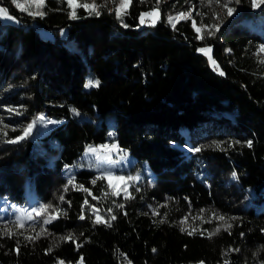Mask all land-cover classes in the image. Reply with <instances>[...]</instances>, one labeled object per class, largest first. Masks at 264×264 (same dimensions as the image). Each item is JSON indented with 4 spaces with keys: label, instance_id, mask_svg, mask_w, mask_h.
Returning a JSON list of instances; mask_svg holds the SVG:
<instances>
[{
    "label": "trees",
    "instance_id": "1",
    "mask_svg": "<svg viewBox=\"0 0 264 264\" xmlns=\"http://www.w3.org/2000/svg\"><path fill=\"white\" fill-rule=\"evenodd\" d=\"M0 2L19 17L0 18V110L16 109L0 123V198L34 217L27 234L0 233V264H264V5L230 0L229 17L216 0H159L153 25L139 15L156 0H131L119 19L104 2L74 19L67 0H44L43 15ZM178 12L189 16L173 28ZM40 115L53 123L6 142ZM107 139L141 166L131 198L81 163Z\"/></svg>",
    "mask_w": 264,
    "mask_h": 264
},
{
    "label": "rangeland",
    "instance_id": "2",
    "mask_svg": "<svg viewBox=\"0 0 264 264\" xmlns=\"http://www.w3.org/2000/svg\"><path fill=\"white\" fill-rule=\"evenodd\" d=\"M17 2L22 4V5H26L28 7V10L24 11V12L35 13L37 11H39V12L41 11L40 10L41 7L37 8L34 5H30L28 3V0H17ZM43 2H44V0H43ZM98 2H104V3L108 4L109 10H111V9H115L116 5H118V3H119V0H100V1H97V0H74V3H77V4H89V5L95 4L97 6L99 4ZM12 4L15 5L13 3V0H12ZM0 8L6 9L8 15L12 17V19L0 17L2 20L13 21V22L19 21L18 15L9 11L7 9V7L1 2H0ZM153 8L143 10L141 13L149 12ZM18 9H20V8H18ZM98 9H99V7H97V10ZM158 12H159V9H158ZM141 13H140V15H141ZM179 13H182V12L176 13V15H173V17L175 18L177 16V14H179ZM183 13H185V12H183ZM140 15H139L140 24H145V23L152 24L151 21L155 18V17H147L146 16V17H144V23H141ZM52 32H54V31H51V29L49 30V29H46L44 27L40 28V33H42L44 35H52L53 34ZM58 34L66 37V25L65 24H62L58 27ZM67 41H70L69 37H67ZM206 48L210 49L209 47H206ZM88 82H89V79H86L85 85ZM11 110H16V109L13 107H9V106L2 107V109L0 110V123H3L5 121V119H4L5 115L13 114V113H11ZM41 117H43V120L40 119ZM58 120L59 119L56 118L55 121H58ZM30 123L33 124V127L31 130H33V128L35 126L38 129L39 124H41L42 127H46V124H47L46 120L44 119V116H41V115L39 117H37L36 119L32 118L30 120L29 124ZM8 125L11 126V128L18 127V125L14 124V123H8ZM104 144H109V145L115 144V145H117V150H114V151L108 153L107 159H105L106 154L103 151L99 152L98 154L86 153V149L89 146L98 147V146L104 145ZM97 155H99L100 159H97ZM80 157H81V163H83L84 165L92 167L94 170L100 171L102 173L112 172L114 174V176H124V177L131 176V177L135 178L133 180L127 181V193L129 191L130 183L132 181H137L140 178L141 166H139V165L135 166L134 156L131 155L130 153L126 152V150L121 148L117 144V142H115L114 140L107 139L103 142L88 143L85 146ZM109 182L112 184L113 187L117 188L118 192L125 194V191L123 190L124 186H123L121 181H118V180L113 178ZM1 201H2V208L3 209L0 210V233H2V232L11 233V232H18V231L24 232L25 234L29 233L30 229L32 228L33 221H34L33 214L31 213V208H24V207L20 206L19 204L11 202L10 199L5 198V197L0 198V203H1ZM18 218H19V221H18ZM198 220L199 219H196L194 216L187 217V218L182 220L183 221L182 226L184 228H191V226H194V224L199 223Z\"/></svg>",
    "mask_w": 264,
    "mask_h": 264
},
{
    "label": "snow or ice",
    "instance_id": "3",
    "mask_svg": "<svg viewBox=\"0 0 264 264\" xmlns=\"http://www.w3.org/2000/svg\"><path fill=\"white\" fill-rule=\"evenodd\" d=\"M157 2V7H154L151 11L149 12H146V13H141L140 15V19H141V23H144V17H155L151 23L153 25H155L156 23V20L159 19V12H158V4H159V0H156ZM216 2L218 4H220V6L226 10V15L231 17L234 12L236 11L235 8L233 7H230L229 6V3H230V0H223V3H221V0H216ZM236 3H239L240 0H235ZM13 3L16 5V7L20 8L22 11H27L28 10V7L26 5H22L20 3L17 2V0H13ZM28 3L30 5H34L36 6L37 8L41 7L43 5V0H28ZM67 3L69 5L70 8L73 9L72 12L69 13V16L70 18H76L75 17V8L76 7H83L86 11H89L90 14L92 13H95L96 15H99V11H97V5L95 4H76L74 3V0H67ZM131 4V0H119V3L118 5H116L115 7V15L117 16V18L119 19L122 14L126 13L127 11V8L128 6ZM250 4H251V7L253 9H256L258 7H260L261 5H264V0H250ZM30 15H43V13L37 11L35 13H32V12H29ZM189 16V13H179L177 14V17L174 18L172 16H169L168 17V22L172 25L173 28H175V23H174V19L178 22L179 19H182V18H188ZM0 17H4V18H7V19H12L11 16L8 15L7 13V10L6 9H3V8H0ZM193 28L195 29V31L197 32V36H196V39H202L203 37L201 35H199L202 31V29L204 28H207L208 26H201V27H197L196 26V22L193 21V24H192ZM215 30H219V25H214L213 26ZM213 33L212 32H209L208 35H212ZM197 51L199 52H202L204 54H208V52L210 51V49L208 48H200V49H197ZM258 52L260 53H264V45H260L259 48H258ZM209 60L210 62L215 65V61L211 59V57H209ZM261 63H264V61H261ZM218 67V66H217ZM221 75H223V72L220 73ZM99 86V81H93V80H89V82L85 85V87H98ZM72 111L74 113H76V110L75 109H72ZM78 114V113H76ZM41 120H43V117L40 118ZM47 123L51 124L53 123L52 121H47ZM5 127H7V125H5ZM33 127V124H29L26 128L23 129V134L21 136H17L15 139H12V140H8L6 141L7 143H17L25 138H27V136H29L31 134V129ZM4 135H6V133H4ZM111 135V134H110ZM214 144L216 142H213ZM219 145L217 144V147ZM248 146L250 147L251 146V141L248 142ZM114 150H117V145L115 144H104V145H100L98 147H91L89 146L87 149H86V153H92V154H98L99 152L103 151L106 155H105V159L108 158L107 154L114 151ZM201 149L200 148H195V149H189V151H193V152H199ZM97 159H100L99 155H97ZM66 168L69 169L70 171V166H66ZM116 179L118 181H121L122 184H123V190L125 191V195H126V198H131L130 196H128L127 194V181L129 180H133L135 178L131 177V176H128V177H124V176H114V174L112 172H105L103 175L97 177V179H106V180H111V179ZM233 178H235V173L233 174ZM74 182V177H71L69 178L68 180V185H71L73 184ZM96 181L93 180L92 183H95ZM68 185H65V191L68 190ZM82 187V186H81ZM110 187H112V195H118L119 192L117 190L116 187H113L110 185ZM85 191H87V189H84ZM137 191H139V189L137 188L136 189ZM64 197L63 196H60V200H63ZM85 204H87V201H85ZM52 207L51 205H40L39 209L37 208H34L32 211L33 212H36L37 214H39L42 210H46L48 208ZM118 207H123V205H118ZM82 210H83V205H82ZM94 211H98V210H95ZM109 212H111L112 210L111 209H108ZM154 215H156L157 213L154 211L153 212ZM58 218L57 216H52L51 219H56ZM85 216L83 215V211H82V214L79 216V219H84ZM219 220H225V217L223 216H218L217 217ZM116 217L115 216H111L110 217V220H115ZM110 220L109 221H105L102 217H100L99 215L96 216V219L93 221V223H107L108 226H110ZM18 221H19V218H18ZM17 221V222H18ZM43 223L47 224V223H50V219H46L43 221ZM181 223H183V221H181ZM227 228H231V225H227L225 230H227ZM43 231V229H42ZM181 231H184V229L182 228ZM217 231H219V229H217ZM192 233L189 232V235H191ZM212 234H215V233H212ZM40 235L39 233L37 234V236ZM36 237H25V239H28V240H34ZM61 240L63 241H68V240H74V237L71 233H69L67 236H63V237H60ZM77 247H79V245H77ZM19 251V249L17 248V252ZM48 251L50 252L51 251V248L48 249ZM155 251V250H154ZM238 251V249L236 250ZM82 259V258H81ZM58 264H64L63 261H59ZM225 264H227V262H225Z\"/></svg>",
    "mask_w": 264,
    "mask_h": 264
}]
</instances>
